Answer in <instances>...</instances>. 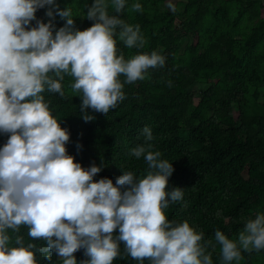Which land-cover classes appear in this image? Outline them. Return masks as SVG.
I'll use <instances>...</instances> for the list:
<instances>
[{
  "label": "clouds",
  "instance_id": "1",
  "mask_svg": "<svg viewBox=\"0 0 264 264\" xmlns=\"http://www.w3.org/2000/svg\"><path fill=\"white\" fill-rule=\"evenodd\" d=\"M85 7L83 18L93 23L81 30L73 10L56 0H0V134L8 137L0 147V264H39L38 255L51 262L53 253L61 264H113L125 257L137 264H213L217 246L220 264H239L242 251L264 249V212L246 219L235 239L219 229L205 239L187 220L168 218L166 210L184 192L168 187L173 164L154 150L147 125L144 143L129 150L146 162L145 175L120 168L115 183L97 180L102 158L85 168L68 153L70 132L52 115L45 91L64 97L61 82L71 77L80 116L89 122L96 119L92 113L107 116L126 98L125 84L166 62L156 50L128 59L118 50V41L130 49L146 45L140 26L120 17L126 0H93ZM42 8L47 22L36 16ZM131 8L142 11L140 3ZM56 16L64 21L59 28ZM81 249L85 259L78 262L74 253Z\"/></svg>",
  "mask_w": 264,
  "mask_h": 264
},
{
  "label": "trees",
  "instance_id": "2",
  "mask_svg": "<svg viewBox=\"0 0 264 264\" xmlns=\"http://www.w3.org/2000/svg\"><path fill=\"white\" fill-rule=\"evenodd\" d=\"M58 1L63 4L60 8L68 6L73 10L77 28L91 26L93 21L83 17L85 5L93 0H80L77 10L68 0ZM205 2L186 0L184 9L170 11L159 8L156 0H126L120 17L140 26L146 45L130 49L118 41V50L126 59L156 50L166 57V62L162 68L149 69L146 79L125 84L126 98L107 116L92 113L95 120L82 119L81 98L72 91L73 81L67 75L61 82L64 97L47 91L43 95L52 115L70 132L68 153L85 168L93 162L99 165L103 159L104 167L94 178L97 180L108 177L115 183L122 170L137 176L146 174L144 159L130 156L129 150L144 143L141 131L149 126L154 150H159L161 158L174 167L168 187H181L184 192L183 200L166 210L168 218L187 220L197 231H203L205 239H214L217 229L235 239L246 219L264 212V18L258 16L260 5L255 0H228L210 11L213 25L185 21L180 27L184 33L174 27L177 12L186 15L192 7L198 11ZM133 3H140L142 11L132 10ZM46 11L47 8L39 9L37 18L47 22L50 18ZM109 12L114 14L111 8ZM245 20L249 25L241 28ZM54 23L59 28L64 21L56 16ZM198 56L212 63L210 70L195 65ZM119 78L124 79L122 75ZM199 81L207 86L194 102L189 85ZM233 101L238 104L242 120L239 125L232 112ZM255 103L263 106L262 111L249 113L248 108ZM7 138L0 134V147ZM19 234L29 242L26 227L21 226ZM74 255L78 262L85 259L82 249ZM259 255L260 261L253 259ZM242 257L239 264H264V249L242 251ZM38 260L39 264H61L55 253L51 262L39 255ZM212 261L220 264L219 246L212 252ZM113 264L137 262L125 257Z\"/></svg>",
  "mask_w": 264,
  "mask_h": 264
},
{
  "label": "rangeland",
  "instance_id": "3",
  "mask_svg": "<svg viewBox=\"0 0 264 264\" xmlns=\"http://www.w3.org/2000/svg\"><path fill=\"white\" fill-rule=\"evenodd\" d=\"M85 0H83L84 2ZM137 0H133V2H135ZM185 1L186 0H156V5L159 8H165L168 9L170 11L173 10H182L184 9L185 6ZM207 2L201 4L204 6V8L202 9H198L195 10L194 7H192L191 11L189 14H182L180 12H177L176 14V19H175V23H174V27L176 29H182V33H184V29L180 28L182 26V22H190L191 20L193 21L194 24H197L198 26L201 25H213L214 21H212L211 19V15H210V11H214L215 7L218 6L219 4H224L226 3L228 0H206ZM68 3H70L72 5L73 8H75L77 10V4L80 2V0L75 1V0H68ZM256 3H259L260 5V9L258 12V16L260 18H264V0H255ZM56 4H58L59 7H62L63 4L61 2H57ZM253 4H255L253 2ZM207 7V8H206ZM246 25H249L248 21H243L242 23H240V27L241 28H247ZM220 34V33H219ZM219 34H217L219 36ZM263 46H264V42H263ZM204 57L203 56H198L196 58V62L195 65H197L198 68H205L206 70H210V68L212 67V63H210L209 61L207 62H203ZM264 84V83H263ZM263 84H261V86H263ZM207 86V84L205 82L199 81V82H193L191 85H189V88L194 92L193 95V101L196 102L199 99L200 96V90L205 88ZM264 87V86H263ZM231 107H232V112L234 115V118L236 120L237 125L241 124V117H240V113H239V108H238V104L236 101H233L231 103ZM255 107H257V109H255ZM263 109V106L261 104H257L255 103L254 105H252L251 107L248 108V112L252 113V112H256L260 113ZM264 258V257H263ZM254 260L260 261L262 259V256H254L253 257Z\"/></svg>",
  "mask_w": 264,
  "mask_h": 264
}]
</instances>
